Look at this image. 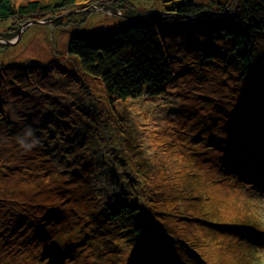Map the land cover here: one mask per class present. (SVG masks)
Segmentation results:
<instances>
[{
	"label": "rangeland",
	"instance_id": "374dc122",
	"mask_svg": "<svg viewBox=\"0 0 264 264\" xmlns=\"http://www.w3.org/2000/svg\"><path fill=\"white\" fill-rule=\"evenodd\" d=\"M184 1L124 0L131 6L120 11L139 16ZM194 1L233 6L236 0ZM96 2L112 4L98 0L60 8L43 22L0 20V264H54L55 240L74 241L84 230L90 234L91 221L92 247L78 243L72 256L57 264H148L152 249L134 246L133 255L121 242L124 224L108 221L102 212L110 178L127 179L116 152L131 155L132 168L139 165L153 177L167 202V222L182 237L178 245L167 244L160 264L186 262L184 252L195 254L191 247L204 255L197 257L199 264H264V243L255 245L252 233L225 234L204 224H235L241 216L244 228L264 231V163L245 151L236 154L238 149L224 153L221 143L235 129L264 134V106L257 125L256 93L239 76L235 57H221L231 45L221 35L180 33L178 26L179 34L164 36L175 63L164 92L113 103L101 80L75 78L78 64L67 55L73 36L108 34L131 21L95 9ZM254 62L264 75V36ZM116 120L124 127L114 128ZM211 134V143L220 144L216 152L206 149L205 138L196 140ZM78 223L84 224L80 233H67ZM172 254L178 257L167 260Z\"/></svg>",
	"mask_w": 264,
	"mask_h": 264
},
{
	"label": "trees",
	"instance_id": "16d2710c",
	"mask_svg": "<svg viewBox=\"0 0 264 264\" xmlns=\"http://www.w3.org/2000/svg\"><path fill=\"white\" fill-rule=\"evenodd\" d=\"M93 1L98 0H28L21 4H16L14 0H0V20L13 17L22 18L23 21L34 17L36 20H40L44 15L47 17L49 13L60 8L68 7L70 9L78 4L84 6ZM110 1L112 4H106V7L116 13L122 11L120 8L131 6H128L129 3L124 0ZM213 5L186 0L163 12L151 9L153 12L148 13V16L145 12L150 10H144L139 16H127L131 21L127 22L126 26L116 28L115 31L108 34L73 36L68 44L67 55L78 64L75 65V78L85 81L92 80V78L101 80L105 94L110 97L108 99L113 103L125 102L143 95L157 96L164 92L167 83L175 74L174 59L166 47L165 35L179 34L178 26L180 33H199L204 34L205 38H211L208 36L215 38L214 36L221 35L220 37L223 40L226 39L227 43L229 42L231 45V49L221 50L224 54L221 57L230 59L229 61L235 57L240 70L239 76L245 78L248 86L256 93L258 100L252 108V114L253 122L257 124L256 119L260 117L258 113L264 106V75L255 69L254 56L258 43L264 36V0H236L233 6H226L218 2ZM122 13L125 14V11ZM154 17H161V19L155 20ZM175 19L185 20V22L178 23L177 20L174 21ZM56 20L57 24L61 21V17ZM206 61L211 62L212 59ZM106 103L109 104L108 101ZM242 108L246 109V107ZM116 119L119 120L120 116ZM117 120L114 121V128L124 127L123 121ZM99 126H105V124L100 123ZM238 130L232 131L229 134L230 138L222 137L224 153H233L238 149L236 154L245 151L249 153V159H257V163H264V134L257 131L237 132ZM233 133L234 140L232 139ZM236 135L239 136L240 142L242 139L241 143L237 141L238 138H235ZM203 138L207 141V146H210L206 149L216 152L220 144L214 146L211 143L213 141L212 134L208 139L205 135H199L196 140ZM250 138H254V142L248 143ZM109 154L114 155L112 151ZM115 156L123 158L121 160L124 165L123 170L126 169L125 173L128 175L121 176L124 179L127 176L124 182L120 181L117 176L110 178L111 188L108 189V197L102 200V212L108 221L124 224L123 230H121V233H124L120 238L125 248L131 247L133 255H135L134 246L151 248L149 256L152 258L148 264H160L164 258L162 255L167 244L178 245L179 238L182 239V237H178V232L167 222V202L160 199L158 191L160 189L157 188L153 177L148 176L139 165H137V169H133L134 165L128 162V157L131 155H119V152H116ZM220 169L227 170L223 166ZM49 173L48 176L53 177ZM150 183H152L151 187ZM155 190L157 196L154 194ZM210 205L217 207L214 201ZM209 216L214 217L213 214H209ZM237 219L238 222L235 224L230 222H223L219 225L208 222L204 224L208 229L215 227L225 234L256 230L244 228L247 225L239 222L241 216ZM82 227L84 224L78 223L67 233H80ZM93 228L95 229L96 226L91 221V225L88 226L90 234L84 230L83 235L74 237V241L71 242L64 237L63 242H61V238L60 240L57 238L54 245L59 251L57 258H53L52 263L57 264L62 262L66 256H72L71 251L78 243L92 247L94 244ZM49 238L50 236L47 239ZM191 248L195 254L189 251L192 253L190 256L186 255V252L183 256V252L181 253V256L187 259L183 264H199L197 257L204 256L199 254L201 251L198 248ZM174 254L168 256L167 260L177 255Z\"/></svg>",
	"mask_w": 264,
	"mask_h": 264
},
{
	"label": "clouds",
	"instance_id": "9594fccd",
	"mask_svg": "<svg viewBox=\"0 0 264 264\" xmlns=\"http://www.w3.org/2000/svg\"><path fill=\"white\" fill-rule=\"evenodd\" d=\"M95 5H96V6H95L94 8L97 9V10H103V7L106 8V9H109V8H107L106 6H101L98 2H96ZM97 5H100V6H97ZM103 11H105V10H103ZM107 11H111V12L114 13V14H117V15H120V16H125V17H127V15L122 14L121 12H117V13H116V12H114L113 10H110V9L107 10ZM151 12H153V11L150 10V11L145 12V13H146V15H147L148 13H151ZM145 13H144V14H145ZM23 146H24V145H22V147H23Z\"/></svg>",
	"mask_w": 264,
	"mask_h": 264
},
{
	"label": "bare ground",
	"instance_id": "6f19581e",
	"mask_svg": "<svg viewBox=\"0 0 264 264\" xmlns=\"http://www.w3.org/2000/svg\"><path fill=\"white\" fill-rule=\"evenodd\" d=\"M160 12H163V10H160ZM1 39H2V38H1ZM172 78H173V77H172ZM198 249H199V248H198ZM202 254H203V253H202ZM174 257H178V256L176 255V256H174ZM174 257H173V258H174ZM180 264H183V263H180Z\"/></svg>",
	"mask_w": 264,
	"mask_h": 264
},
{
	"label": "water",
	"instance_id": "95a60500",
	"mask_svg": "<svg viewBox=\"0 0 264 264\" xmlns=\"http://www.w3.org/2000/svg\"><path fill=\"white\" fill-rule=\"evenodd\" d=\"M95 7V6H94ZM35 21V20H34ZM36 22H42V21H40V20H36Z\"/></svg>",
	"mask_w": 264,
	"mask_h": 264
}]
</instances>
